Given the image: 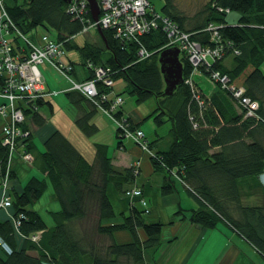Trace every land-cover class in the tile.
<instances>
[{"label":"trees","instance_id":"obj_1","mask_svg":"<svg viewBox=\"0 0 264 264\" xmlns=\"http://www.w3.org/2000/svg\"><path fill=\"white\" fill-rule=\"evenodd\" d=\"M67 5L64 0L6 2L7 11L23 32L33 33L39 26L53 29L57 31V38L51 37L63 42V49L64 46L80 49L84 55L83 64L91 72L88 78L94 75L90 64L107 65L116 70L115 80L124 76L129 81V91L139 104L157 96L155 122L165 123L163 116L172 121L166 136V148L156 150L149 141L155 154H150L153 165L157 171H167L162 193L170 194L176 189L171 174L176 172L190 195L198 201V208L192 211L193 221L207 228H215L218 222L227 221L264 255V193L262 201L257 204L243 203L240 182L245 177H260L264 170V72L261 68L264 62V0H209L195 15L181 9L176 0H165L161 7L164 14L174 19L184 31L192 32V37L203 45H213L210 41L213 36L220 40L225 46V54L210 69L220 70L229 77V85L245 87L244 95L259 101V108L253 115H247L248 108L243 107L241 99L230 87L224 89L236 102V107L242 109L240 114H228L224 100L217 95L208 97L202 89L197 99L186 81L173 95L163 97L166 84L158 57L167 48L164 46L167 37L161 29L142 36L145 47L153 52L143 59L134 41L123 42L115 37V30L111 28L103 30L108 46L105 41L103 46L91 41L80 46L73 37L83 30L84 22L74 19L68 13ZM226 8L240 12L244 26L227 22ZM87 17L91 14L88 13ZM210 25L218 26L219 35L208 29ZM31 37L36 39L34 35ZM228 41L232 46L227 45ZM229 56H234L232 66L225 64ZM181 60L183 76L186 77L191 71V63L187 56H182ZM69 63L72 68L68 73H71L75 62ZM2 83L0 76V86ZM178 90L181 101L167 103L166 99L176 95ZM119 94L123 95V92ZM79 97L90 102L83 93ZM200 99L204 102L201 103ZM44 100H37L38 109L34 106L25 109L38 126L46 121L38 112ZM92 113L84 112L76 121L87 136L98 131V126L91 123ZM113 113L119 120L125 118L131 131L141 128L123 109ZM25 127L28 128V120ZM121 133L123 130L117 127L120 144L125 138ZM44 146L45 169L55 191L54 197L60 202V209L50 212L55 224L50 227L33 209L45 193L47 184L44 177L33 175L22 191H14L12 197L15 225L25 235L23 247L17 248L13 222L0 220V237L12 250L8 252L1 246L0 264H150L161 246L162 223L148 222L143 217L145 209L134 205L129 213L121 214L124 220L121 224L103 223L104 219L115 216L108 196V183L114 182L126 196L131 188L125 185L136 181L140 167L115 166L108 156L106 144L95 145V158L90 163L58 129L46 137ZM7 154L0 134V163L6 160ZM11 173L12 177L16 176L14 171ZM119 227L130 230V242L114 240V230ZM140 230L144 232L143 238ZM35 234H39L37 239H34Z\"/></svg>","mask_w":264,"mask_h":264},{"label":"crops","instance_id":"obj_2","mask_svg":"<svg viewBox=\"0 0 264 264\" xmlns=\"http://www.w3.org/2000/svg\"><path fill=\"white\" fill-rule=\"evenodd\" d=\"M231 13L233 11H230ZM237 16L229 21V15L226 20L231 24H236L241 17L240 12H234ZM65 51V50H64ZM63 57H66L65 55ZM231 57V56H229ZM65 61L72 62L70 57H66ZM232 58V57H231ZM229 59V58H228ZM227 60V59H226ZM225 60V61H226ZM264 72V62L261 63ZM70 71L71 76L80 81L90 76L89 69L86 66L77 67ZM54 68L50 64L42 66V71L52 73ZM56 70V69H55ZM57 71V70H56ZM55 72V71H54ZM59 72V71H57ZM58 75L59 73H54ZM46 76V74H45ZM50 82L46 79V90L48 96L44 100V104L40 105L38 112L45 117L46 121L43 125H37L33 121L32 114H28V128L32 130L30 140V149L40 155L46 150L44 140L53 130H60L69 138V140L79 149L81 154L92 163L96 154V144H106L108 146V156L112 158L113 164L121 167H132L137 164L140 172L136 181L132 184L125 185L126 188L140 186L144 189L146 201L150 212H145L143 217L148 221L162 223L161 246L154 254V259L150 264H264V255L256 246H254L245 236L240 234L237 229L231 226L227 221H220L215 228H207L199 225L192 220V211L198 208V201L187 190L182 181L175 179L176 189L170 194L162 193V184L166 180L167 171L156 170L150 155L145 153L141 147L131 138L121 140L117 134V125L113 120L98 107L88 102L85 98L80 97L82 93L72 90V83L67 81L64 75H59V80L54 79ZM201 88L207 94L209 91L206 85L201 81ZM115 88V87H114ZM117 92H121L115 88ZM65 95V96H64ZM224 97V96H223ZM222 99V98H221ZM223 100V99H222ZM3 100L0 99V102ZM226 97L223 103H225ZM226 104V103H225ZM69 108L68 112L65 108ZM74 107V110H73ZM124 107V105H123ZM125 113V107L123 108ZM65 110V111H64ZM73 112H72V111ZM64 111V112H63ZM93 112L91 123L98 126V131L94 133L92 138H86L84 132L77 126V119L84 112ZM228 114H240V110H235ZM132 118L134 123L141 127L143 117L138 113H126ZM168 128L161 130L160 128L150 131L151 144L154 149L166 148L168 146L169 129L172 127V121L168 120ZM3 122L0 118V123ZM142 128V127H141ZM153 132V133H152ZM145 133V132H144ZM147 136V133H146ZM91 137V136H87ZM149 138V137H148ZM17 170V167H15ZM36 175L44 177L48 180V186L42 198L34 205L33 209L41 214L45 222L50 227L54 226V221L50 212L60 209V202L54 197L53 187L48 179L47 172H42L36 166L29 172L23 173L20 183L15 186L14 190L21 192L23 186L27 183L29 177ZM13 178H17L16 176ZM264 184V181L259 177ZM181 185H180V184ZM108 196L111 199L115 216L104 219L103 223L121 224L122 213H129L130 207L134 205L141 210L145 209L140 200L133 196H125L120 192L114 182L108 183ZM1 200V193H0ZM15 208H0V220H11L15 225ZM16 245L18 249L23 247L25 235L19 232L15 225ZM143 238L144 232L140 230ZM132 235L130 230L119 228L114 230V240L119 242H130ZM35 253V251L33 252ZM0 254H3L0 244Z\"/></svg>","mask_w":264,"mask_h":264},{"label":"built area","instance_id":"obj_3","mask_svg":"<svg viewBox=\"0 0 264 264\" xmlns=\"http://www.w3.org/2000/svg\"><path fill=\"white\" fill-rule=\"evenodd\" d=\"M98 2L100 7L98 21L92 17L88 0H72L68 3L66 7L68 13L74 19L79 18L84 22L83 30L80 33L88 32L91 28L99 26L104 29L111 28L115 30V37L123 42L134 41L139 48L138 54L143 59V57L151 56L153 52L145 47L142 36L153 30L161 29L167 37L164 46H178L181 49L180 55L184 53L192 67L197 70L191 71L184 77V81L190 84L197 99L201 96L198 76L204 74L209 80L212 79L214 84L221 83L223 87H230L234 90L235 96L241 99L240 103L243 107L248 108L247 115H253L258 110L259 101L245 96V87L237 88L233 84L229 85L228 76L221 74L220 70L210 69L213 63L225 54V46L218 38L214 36L211 38L210 41L214 43L213 45L209 43L203 45L192 37V32L184 31L169 15L159 12L150 0H98ZM219 9L223 10V8ZM224 10L225 12L229 11L228 8ZM88 13L91 14V17H87ZM217 28L218 26L214 25L208 26V29L213 30L214 35H219ZM228 44L232 46L229 41ZM63 52V42L55 40L47 33L43 35L40 33L34 40L27 32H23L7 11L6 1L0 0V76L3 79L1 86L5 88L3 95L5 98L0 102V113L5 116L4 118H7L6 123L2 126V144L9 146L11 150L15 145L24 142V149L27 151V142L32 131L25 127L28 120L25 116V109L33 106L37 108V100L45 99L48 96L46 76L42 71V66L48 63L64 73L68 80H71L70 88L72 90L83 93L92 104L109 114L118 127L123 130L122 136L133 138L135 143L145 150L148 149L149 154L155 155L146 133L141 128L131 131L126 119L119 120L113 113L121 110L124 103L123 96L113 89L116 70L107 65L90 64L94 75L77 82L70 75L68 76L69 73L67 74L72 68L70 63L64 65L61 62ZM235 52L238 50L235 49ZM204 67L207 72L210 71L207 73ZM200 102L204 101L200 99ZM11 153H13L12 150ZM30 156L32 157L31 153L28 157ZM137 165L138 162L135 166ZM10 172L4 178L3 184L0 183L2 186H7L8 178L11 177L9 176ZM261 178L264 181V173L261 174ZM126 196L140 198L145 212L150 211L151 208L147 206L142 187L129 189ZM12 204L11 196H5L0 203L2 206H11ZM38 237L39 234L34 235V239ZM0 244L8 252L12 251L2 237H0Z\"/></svg>","mask_w":264,"mask_h":264},{"label":"rangeland","instance_id":"obj_4","mask_svg":"<svg viewBox=\"0 0 264 264\" xmlns=\"http://www.w3.org/2000/svg\"><path fill=\"white\" fill-rule=\"evenodd\" d=\"M4 1H6L8 4H12L14 2V0H4ZM151 1L153 2V4H155L157 10L162 13L163 10L161 9V7H162L163 3L165 2V0H151ZM208 1L209 0H176V3H178V5L181 7V9H183V10L185 9L186 12H188L189 14L195 15V12L202 11L205 8V6L208 3ZM259 8L260 7L258 6L257 10H259ZM234 12L235 11H233L231 13L230 10L226 12L227 15L230 13L229 21H232L234 19V17L237 16ZM236 22H237L236 25L239 24L241 26H244V23H243L242 19L239 18ZM103 30H104V28H103ZM40 33L42 35L47 33L49 36L52 35L54 38H57V31H55L53 29H47L46 27L44 28L42 26L37 27L34 30L33 33L30 32V33H27V34L29 36L34 35V36L38 37V35ZM73 40L80 46H83L84 44H86L89 41L96 42L98 45H102V46L104 44L103 43L104 40L102 39V37L100 35V32L98 31V28H91L90 30H88V32H85V33H80L79 32L76 36L73 37ZM64 49H65V51L63 52V54L66 57L67 56L70 57V59L73 60V62H75L77 67H79L81 65L85 66L83 64L85 62L84 61V55H83L82 51H80V49H78L77 47H66V46H64ZM184 55H185L184 53L181 54V57L184 56ZM63 56H62L61 62H63L64 65H65L67 63L65 61V59H67V58L63 57ZM231 57H229V59H227L225 61V64L228 65V66L229 65L230 66L233 65L232 62H233L234 56H231ZM68 63H69V61H68ZM191 67H192V65H191ZM55 69L56 68H54L53 71L51 70L52 73L44 71V74H46V79L47 80L49 79L50 82L53 80L52 78H54L55 80L56 79L59 80V75L62 76V74H63L64 77L66 78V80L68 81V78L65 76L64 73H62L59 69L58 70L56 69L57 71H59V72H57ZM193 70H196V69H194V67H192L191 71H193ZM54 71L56 73H59V74L55 75ZM67 74H68V72H67ZM69 75L71 76L70 73L68 74V76ZM206 76L207 75H204V74H201V75L199 74V76H198L199 77V85H200V83L202 81L203 84L206 85L207 90L209 91V93H207L206 95L208 97L213 96V95H217L218 98H222L223 100H225V97H226V101H225L226 104H224V106L226 108H228L230 113L232 111L237 110L238 107H236V102H234L232 97H229L227 95V92L224 89V87H222V85L220 83L214 84L213 80L212 79L209 80L208 77H206ZM87 78H85V79H87ZM82 80H84V79H82ZM69 82L71 83V80H69ZM77 82H79V81H77ZM46 86H47V84H46ZM114 87L117 88L118 90H120L121 92H123L122 96H123V99H124L123 105L125 107V113H127V112L128 113L138 112L143 117V119L141 120V127H142L141 129L145 133H147V137H149L150 140H151L150 137L153 136L154 133H155V132L154 133L152 132L153 134H151L150 133L151 130L154 131V129H157V128L158 129L160 128L161 130H165L166 128H168L169 121L167 120V117H165V116H163L164 117L163 122L165 121V123L159 124L158 122H155L154 118L156 117V115L158 113V112L155 111L156 108L158 107V101H157V98L155 96L150 98V99H148V100H146L145 103L139 104L138 102H136L135 95H133L129 91L130 83H129V81H127L124 78V76L123 77H119V78H117L115 80V84L113 86V89L115 90ZM200 88H201V86H200ZM201 89H202V91H204L203 88H201ZM4 91H5V88L0 86V99H2V100H3V98H5V97H3ZM179 91L180 90H178L176 95L168 97L166 99V102L167 103L171 102V103H176V104L178 102H180L181 101L180 100L181 97L179 95ZM117 93L119 94L120 92H117ZM65 110L68 112L69 108L67 107V108H65ZM73 110H74V107H73ZM238 110H240V112L242 111L241 108H238ZM102 112L107 114L105 111H102ZM107 115L112 119V117L109 114H107ZM25 116L27 117L26 112H25ZM4 117L5 116L0 113V118H2V120H3V122L0 123V134H1V137H2V134H3L2 126L7 121V118H4ZM113 122H115V120H113ZM117 127H118V125H117ZM32 135H33V133L31 132L29 138H31ZM84 136H86V135H84ZM92 137L93 136H91V137H87L86 136L87 139L88 138H92ZM125 138H131V137H125ZM125 138H122V139H125ZM131 139L134 140L133 138H131ZM5 148L8 151V154L6 156V160H3V162L0 163V183L3 184L4 178L8 176L7 174L10 171L11 172L14 171V174L16 175L17 178L16 179L13 178L12 177V173L10 172L9 176H11V177L8 178L7 186L5 187V186H2V184H0V193H1L0 203H1V201L3 200V198L5 196H11V198L13 197V192L15 191L14 188H15L16 185H18L20 183V179L22 178L23 173L29 172L30 169L33 168V166H36L42 172L47 171L45 169L46 161H45L43 155L41 154V156L40 155L36 156L37 152H33L31 149H28V148H26L27 149V151H26L24 149V142H20L17 146L15 145L13 147V149H11L13 151V153H11V150H10L9 146L8 147L5 146ZM141 149L145 153L149 154L148 149L145 150L142 147H141ZM30 153L32 154V157L31 156L28 157V155H30ZM15 167H17V170H16ZM263 173H264V170H263V172L261 174H263ZM171 174L174 176L175 179L179 180V175H177L176 172L175 173L172 172ZM261 174H260V178H261ZM40 178H41V176H40ZM45 181L47 183V184H45V187H44L45 190H46L47 186H48V180H45ZM240 182H241V193H242V197L241 198H242V202L243 203H255V204H257V203L262 201L263 193H264L263 192V183L259 180V177H257L256 175L252 176V177H245V179L240 180ZM135 187H138V186H135ZM143 195H144V197L146 196L145 192H144V189H143ZM138 200H140V198ZM11 207H13V205H11V206H9V205L8 206L7 205H5V206L0 205V208H4V209H8V208H11ZM148 212H150V211H148ZM119 228H123V227H119Z\"/></svg>","mask_w":264,"mask_h":264},{"label":"water","instance_id":"obj_5","mask_svg":"<svg viewBox=\"0 0 264 264\" xmlns=\"http://www.w3.org/2000/svg\"><path fill=\"white\" fill-rule=\"evenodd\" d=\"M70 3L72 0H64ZM89 7H91L92 17L98 21L100 14V7L98 0H88ZM98 31L102 35L106 45L108 46V39H106L103 28L98 27ZM181 49L178 46H172L164 48L159 53V62L163 79H165V88L162 94L163 97L166 95H173L177 90V87L181 85L185 78L183 76L184 67L180 57ZM157 97V96H156Z\"/></svg>","mask_w":264,"mask_h":264}]
</instances>
